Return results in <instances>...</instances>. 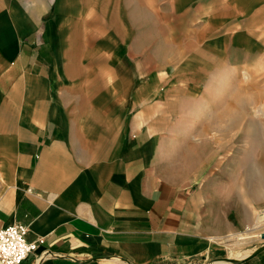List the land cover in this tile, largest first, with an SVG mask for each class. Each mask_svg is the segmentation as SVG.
Returning a JSON list of instances; mask_svg holds the SVG:
<instances>
[{
  "label": "crops",
  "instance_id": "obj_1",
  "mask_svg": "<svg viewBox=\"0 0 264 264\" xmlns=\"http://www.w3.org/2000/svg\"><path fill=\"white\" fill-rule=\"evenodd\" d=\"M262 218L264 0H0L23 264H211Z\"/></svg>",
  "mask_w": 264,
  "mask_h": 264
},
{
  "label": "built area",
  "instance_id": "obj_2",
  "mask_svg": "<svg viewBox=\"0 0 264 264\" xmlns=\"http://www.w3.org/2000/svg\"><path fill=\"white\" fill-rule=\"evenodd\" d=\"M37 249L27 239V227L14 224L0 229V264H23Z\"/></svg>",
  "mask_w": 264,
  "mask_h": 264
},
{
  "label": "rangeland",
  "instance_id": "obj_3",
  "mask_svg": "<svg viewBox=\"0 0 264 264\" xmlns=\"http://www.w3.org/2000/svg\"><path fill=\"white\" fill-rule=\"evenodd\" d=\"M247 234H249V235L251 234V235H254V236L251 237V238H247L245 240H241V241L240 240L238 241V238H237L238 236H237L236 238H229L227 240V242H224V244L228 245V248H230V250H231L230 251V256H229L230 260H226L224 262H227L228 264H231V263H233L235 258L238 255H240L241 253H245L246 252V254L248 255V254H250L249 252H253V251L257 252L258 250L263 249L264 238L262 237V235H263L262 232L251 231V232H247V233L241 234V235L244 236V235H247ZM260 234H261V237H259ZM233 256H235V257L233 259H231ZM214 263L221 264L222 260H217L215 262H212L211 264H214Z\"/></svg>",
  "mask_w": 264,
  "mask_h": 264
},
{
  "label": "bare ground",
  "instance_id": "obj_4",
  "mask_svg": "<svg viewBox=\"0 0 264 264\" xmlns=\"http://www.w3.org/2000/svg\"><path fill=\"white\" fill-rule=\"evenodd\" d=\"M259 225H263L264 224V218H262V220L258 223ZM258 227V226H257ZM254 235H249V234H247V235H240V236H238L237 238H238V241L240 240H245V239H247V238H251V237H253ZM259 237H261V234L259 235ZM263 248H264V244H263ZM260 250H262V249H260ZM259 251V250H258ZM255 253V252H254ZM253 253V254H254ZM253 254H251V255H253ZM250 255V256H251ZM247 256V254H246V252L245 253H241L240 255H238L236 258H235V260H234V262L233 263H231V264H236L237 262H239V261H241V260H243L245 257ZM250 256H248V257H250ZM247 257V258H248ZM222 262H224V261H222ZM221 264H228L227 262H224V263H221Z\"/></svg>",
  "mask_w": 264,
  "mask_h": 264
},
{
  "label": "water",
  "instance_id": "obj_5",
  "mask_svg": "<svg viewBox=\"0 0 264 264\" xmlns=\"http://www.w3.org/2000/svg\"><path fill=\"white\" fill-rule=\"evenodd\" d=\"M262 237L264 238V234L262 235Z\"/></svg>",
  "mask_w": 264,
  "mask_h": 264
}]
</instances>
